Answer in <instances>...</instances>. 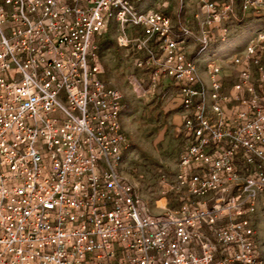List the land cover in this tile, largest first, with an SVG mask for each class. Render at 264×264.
Returning a JSON list of instances; mask_svg holds the SVG:
<instances>
[{
  "label": "built area",
  "instance_id": "1",
  "mask_svg": "<svg viewBox=\"0 0 264 264\" xmlns=\"http://www.w3.org/2000/svg\"><path fill=\"white\" fill-rule=\"evenodd\" d=\"M143 1L0 0V264H264V31L204 78L187 41L227 42L233 0H198L200 33ZM241 9L262 17L264 0ZM113 23L145 91L179 102L159 213L122 170L124 95L97 43Z\"/></svg>",
  "mask_w": 264,
  "mask_h": 264
},
{
  "label": "rangeland",
  "instance_id": "2",
  "mask_svg": "<svg viewBox=\"0 0 264 264\" xmlns=\"http://www.w3.org/2000/svg\"><path fill=\"white\" fill-rule=\"evenodd\" d=\"M167 1L168 13L177 25L180 20L189 23L194 32H201V25L196 15L199 10L198 0H185L183 9L181 0H145L139 4V9H157L161 2ZM219 3L230 0H215ZM232 1V0H231ZM243 0H233L235 7L241 6ZM237 11V10H236ZM264 13V11H263ZM237 16L238 13H237ZM227 26L232 38L227 43L213 44L205 54H200L199 44L190 39L187 47L190 54L198 59L199 67L204 78H208L207 64L216 60L224 64L227 70L233 71L232 57L243 51L249 41L260 31H264V14H240L239 20H228ZM121 27L113 23L108 32L98 36L100 62L103 65V78L112 86L119 88L124 95L125 109L122 126L128 137L129 146L123 163V173L132 183L138 194L148 202L152 213L161 211L158 201L168 196L161 181L165 173L173 179L180 160V151L184 139L178 131L181 124L179 102L174 96H164L161 92H148L146 74L138 69L132 56H127L126 49L118 45L117 38ZM130 34H135L131 29ZM239 38V39H238ZM225 48H224V47ZM229 46V47H228ZM254 69H264V57ZM235 73L227 81L229 86ZM141 83V90H135V81ZM172 95V94H171ZM261 222V220H260ZM259 236L264 238V226L260 223Z\"/></svg>",
  "mask_w": 264,
  "mask_h": 264
},
{
  "label": "crops",
  "instance_id": "3",
  "mask_svg": "<svg viewBox=\"0 0 264 264\" xmlns=\"http://www.w3.org/2000/svg\"><path fill=\"white\" fill-rule=\"evenodd\" d=\"M236 10H237L236 12L238 13V15L240 16V14H242L241 6H237V7H236ZM225 25L228 26V25H229V22H226ZM229 29H230V28H229ZM230 38H232L231 35H230ZM230 38H229V40H230ZM238 39H239V38H238ZM229 40H228V41H229ZM228 41H227V42H228ZM227 42H224V43H227ZM220 43H222V42H217V43H215V44L219 45ZM223 47H224V46H223ZM225 47H226V46H225ZM225 47H224V48H225ZM228 47H229V46H228ZM189 53H190V52H189ZM230 71H231V70H230ZM230 71H229V70L227 71L228 74H231ZM227 81H229V79H228Z\"/></svg>",
  "mask_w": 264,
  "mask_h": 264
}]
</instances>
